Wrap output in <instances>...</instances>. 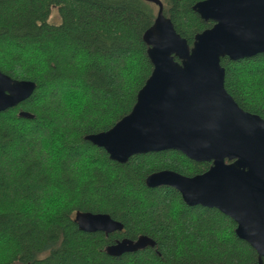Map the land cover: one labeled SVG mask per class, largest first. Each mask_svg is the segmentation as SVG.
Here are the masks:
<instances>
[{"label": "trees", "instance_id": "1", "mask_svg": "<svg viewBox=\"0 0 264 264\" xmlns=\"http://www.w3.org/2000/svg\"><path fill=\"white\" fill-rule=\"evenodd\" d=\"M160 1L190 46L213 25L192 10L203 0ZM53 8L57 25L48 22ZM156 13L146 0H0V72L36 86L0 113V264L257 262L228 216L187 206L173 188L145 185L154 172L193 177L211 163L163 151L119 164L85 140L112 128L135 104L152 72L142 37ZM220 64L227 93L264 119V54ZM77 212L107 214L123 229L82 232ZM140 237L154 246H121Z\"/></svg>", "mask_w": 264, "mask_h": 264}, {"label": "water", "instance_id": "2", "mask_svg": "<svg viewBox=\"0 0 264 264\" xmlns=\"http://www.w3.org/2000/svg\"><path fill=\"white\" fill-rule=\"evenodd\" d=\"M152 25L143 33L152 72L129 114L105 132L85 140L111 161L135 155L177 151L191 161L211 163L193 177L163 170L148 175L146 187L175 189L189 206L216 209L232 219L236 236L264 264V119L241 109L224 88L220 61L264 54V0H203L192 10L213 25L190 46L163 14L160 0ZM36 86L0 72V113L27 100ZM19 117L33 115L20 111ZM85 233L106 236L122 231L107 214L80 213L74 219ZM134 250L153 247L146 237L123 240Z\"/></svg>", "mask_w": 264, "mask_h": 264}, {"label": "rangeland", "instance_id": "3", "mask_svg": "<svg viewBox=\"0 0 264 264\" xmlns=\"http://www.w3.org/2000/svg\"><path fill=\"white\" fill-rule=\"evenodd\" d=\"M48 22L50 24H53V25H57L60 23V17L58 15V12H57V9H52L51 10V13H50V16H49V19H48Z\"/></svg>", "mask_w": 264, "mask_h": 264}]
</instances>
